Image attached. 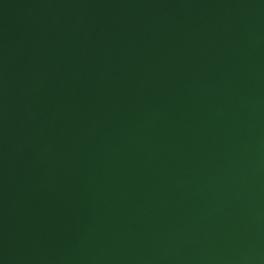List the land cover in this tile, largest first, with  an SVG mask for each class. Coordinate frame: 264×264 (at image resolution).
Here are the masks:
<instances>
[{"label": "water", "instance_id": "1", "mask_svg": "<svg viewBox=\"0 0 264 264\" xmlns=\"http://www.w3.org/2000/svg\"><path fill=\"white\" fill-rule=\"evenodd\" d=\"M0 264H264V0H0Z\"/></svg>", "mask_w": 264, "mask_h": 264}]
</instances>
